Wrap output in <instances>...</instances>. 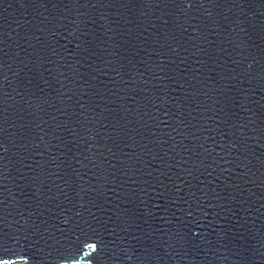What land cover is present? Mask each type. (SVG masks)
I'll use <instances>...</instances> for the list:
<instances>
[{"label": "water", "instance_id": "1", "mask_svg": "<svg viewBox=\"0 0 264 264\" xmlns=\"http://www.w3.org/2000/svg\"><path fill=\"white\" fill-rule=\"evenodd\" d=\"M0 264H264V0H0Z\"/></svg>", "mask_w": 264, "mask_h": 264}]
</instances>
